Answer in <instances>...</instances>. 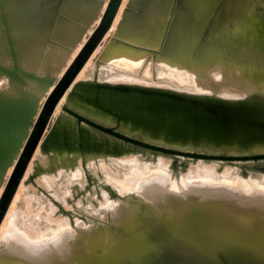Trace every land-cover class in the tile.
I'll return each instance as SVG.
<instances>
[{"label": "water", "instance_id": "obj_1", "mask_svg": "<svg viewBox=\"0 0 264 264\" xmlns=\"http://www.w3.org/2000/svg\"><path fill=\"white\" fill-rule=\"evenodd\" d=\"M105 2L0 0V78L8 82L0 90V189L5 184L0 227L38 147L49 161L81 159L84 166L91 159L148 150L155 156L171 157L175 170L179 158H186L183 171L188 162L198 160L236 162L239 168L264 162V68L241 73L249 89L236 99L216 91L189 93L112 84L97 77L75 82L112 28L123 0H109L102 14ZM213 7V0H129L111 46L174 61L171 48L182 47L196 31L193 21ZM99 18L59 78L62 60ZM49 49L51 54H47ZM63 97L61 114L46 133ZM36 166L29 183L35 184L40 175ZM253 169L264 173V165ZM93 181L88 178L89 186ZM106 189L115 198L125 199L112 188ZM173 255L179 257V250L174 249Z\"/></svg>", "mask_w": 264, "mask_h": 264}, {"label": "bare ground", "instance_id": "obj_2", "mask_svg": "<svg viewBox=\"0 0 264 264\" xmlns=\"http://www.w3.org/2000/svg\"><path fill=\"white\" fill-rule=\"evenodd\" d=\"M128 2L123 0L112 28L75 82L97 77L100 82L112 84L213 93L216 79L207 76L201 80L189 76V69L167 67L159 61L160 54H137L111 46ZM87 38L71 58L62 60L59 78ZM51 51L47 50V54ZM58 57L61 58V54ZM1 84L8 85L7 79ZM248 89L223 88L216 93L236 99L246 95ZM65 101L63 97L46 133L61 114ZM142 158L159 160L149 165L142 162ZM162 158L164 156H155L148 150L144 154L91 159L84 166L81 159L68 163L49 161L38 147L0 227V264H244L248 258L264 264V175L260 180L246 182L239 177L236 162L198 160V165L188 174L176 173L179 185ZM35 161L39 162L35 166L40 175L34 182L38 181L43 193L52 196L55 205L61 208L62 214L58 217L50 201L40 204L27 194L34 185L28 180L35 173ZM218 167L224 168L222 173L217 172ZM45 169L52 171L44 172ZM12 171L13 167L7 178ZM94 174L103 179L104 200H99L101 195L88 196V205L80 208L82 214L75 216L74 211L58 201L65 203L70 195L68 188H77L79 183L90 192H93L92 185L97 184L100 191ZM89 177L95 182L86 186ZM106 187L113 188L116 196L126 200L115 198ZM77 192L83 193L78 188ZM79 206L83 205L79 203ZM166 208L173 209L169 217L163 215ZM196 227H201L212 241H200L191 235ZM163 234L164 241L151 240L152 236ZM215 240L221 243L216 251L212 248L218 242L208 246ZM243 247L253 255L248 257ZM174 249L179 250V257H174ZM190 258L195 262L190 263Z\"/></svg>", "mask_w": 264, "mask_h": 264}, {"label": "rangeland", "instance_id": "obj_3", "mask_svg": "<svg viewBox=\"0 0 264 264\" xmlns=\"http://www.w3.org/2000/svg\"><path fill=\"white\" fill-rule=\"evenodd\" d=\"M108 2L109 0H106L102 14L107 8ZM213 2L216 7L215 10L213 7V10L209 14L201 17L199 20L197 19L196 21H193V23L191 24L196 28L194 35L189 40H187V42L181 44L182 47H180L178 44H175L171 48L170 56L172 59H174V61L172 60L170 62L166 59H163L161 55L159 56V61L161 63H164L165 66L170 67L174 70H186L183 67L195 68L196 70L189 69L187 71L189 73L188 75L195 76L196 78H200L201 80H203L207 76H209V79H216L213 83L212 88L215 91H220L223 88H231L236 90L237 87L248 89L246 87H249V83H247V81H244L241 73L247 71L255 73L259 69L264 68V0H222L221 5L218 4V0H213ZM100 18L86 32L82 41L86 37H88V41L95 28L98 26ZM82 41L76 46L74 50L71 51L68 59L72 57L76 49L79 47V45H81ZM209 68L212 69L210 70ZM42 73H44L43 69ZM0 79V87L2 89H6L8 85L1 84V82H4L6 78ZM219 79H222V81H218ZM142 159V162H146L149 165L157 163V161L159 160V158H156V160H149L145 158ZM162 159L169 165V169L174 173V180L178 182L179 185L180 178L176 173L188 174L191 168L193 169L198 165L196 161L188 162L184 171L182 170V165H178V171H176L174 169V160L171 157H164ZM29 166L30 164L28 165V168ZM223 169L224 168L218 167L217 172L222 173ZM237 171L239 177L243 181L247 180L246 182H249V179L251 181H257L258 179L260 180L261 175H264V173L256 171L253 168L249 169L247 167L239 168L238 166ZM94 175L98 180V188L100 191H98L96 187L97 184L92 185L93 192H90L85 188V186H81V184L79 183L78 185H76V187L83 193L79 194V192H77V188H68L70 191V195L66 197V204L61 200L58 201L59 204L62 206L64 205L63 207H65L66 209H71L72 211H74L75 216H79L80 214H82L80 210L88 205V196L97 198L99 195H101L102 198H99V200H104V190L101 188V181L103 179L100 178L99 174ZM87 185L88 182H86V186ZM30 188V190H27V194L30 197H33L34 200L39 201L40 204H44L50 201V203L56 207L57 217L62 214L59 207L56 206L53 202V197L46 196V194L43 193V187L38 183V181H36V184L31 185ZM2 189L4 190V188L2 187L0 189V196L3 193ZM46 193L51 195L49 191H47ZM123 200H126V198ZM79 203L83 206L80 207ZM25 207L26 206H23L22 208L26 210L27 208L25 209ZM172 214V208H166L163 212V215L168 217ZM191 235H193L194 237H198L200 241H207L209 243L210 241H212V239H208V236H206L204 232H202L201 227H196L194 229V232L191 231ZM212 237L213 236H211V238ZM213 239L216 238L213 237ZM151 240L164 241V234L160 237L158 235H154L152 236ZM217 242L218 241L215 240L210 245L208 244L209 248L212 245H215V243ZM219 244L221 243L218 242L217 245L212 248V250L216 251L220 246ZM242 249L247 252V256L253 255L252 253H250L251 251L248 252L247 248L243 247ZM188 261L190 263L195 262L193 258L188 259ZM244 264L257 263L250 261L248 258L246 262H244Z\"/></svg>", "mask_w": 264, "mask_h": 264}, {"label": "flooded vegetation", "instance_id": "obj_4", "mask_svg": "<svg viewBox=\"0 0 264 264\" xmlns=\"http://www.w3.org/2000/svg\"><path fill=\"white\" fill-rule=\"evenodd\" d=\"M179 159H180V158H179ZM184 160H185V159L180 160L179 163H178L177 165H180V166H181ZM259 165L263 166V165H264V162H261V164L258 163V162H256V163H254L253 165H249V164H247V165H245L244 167H247V168L250 169V168L258 167ZM177 168H178V167H177Z\"/></svg>", "mask_w": 264, "mask_h": 264}]
</instances>
